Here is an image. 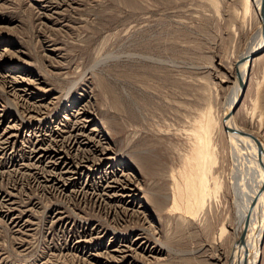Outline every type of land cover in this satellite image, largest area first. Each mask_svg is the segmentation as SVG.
<instances>
[{
  "label": "rangeland",
  "instance_id": "374dc122",
  "mask_svg": "<svg viewBox=\"0 0 264 264\" xmlns=\"http://www.w3.org/2000/svg\"><path fill=\"white\" fill-rule=\"evenodd\" d=\"M248 7L246 0H0V133L13 134L7 146L0 139V264L232 263L241 224L231 186L243 174L217 115L237 89L238 59L263 37ZM246 74L231 131L250 138L264 159V49ZM10 78L29 84L21 94L38 105L36 119L13 96ZM78 108L109 149L110 160L90 174L112 164L130 177L135 199L120 204L128 210L107 212L77 193L73 183L84 175L56 189L34 169L32 144L61 138ZM207 112L217 118L206 168L211 192L185 216L184 173L194 169ZM135 237L155 260L140 250L119 262L104 255ZM257 250L254 264H264V231ZM97 252L99 259L89 255Z\"/></svg>",
  "mask_w": 264,
  "mask_h": 264
},
{
  "label": "bare ground",
  "instance_id": "6f19581e",
  "mask_svg": "<svg viewBox=\"0 0 264 264\" xmlns=\"http://www.w3.org/2000/svg\"><path fill=\"white\" fill-rule=\"evenodd\" d=\"M253 1L246 0V5L247 7L249 6L248 8H251L254 16L260 23V27L263 30V37H261L262 39L259 40L256 45L251 46L245 52V54H243L241 58L238 59L239 62L236 64V75L238 68L243 64L244 67L243 70L240 69L241 74L240 71H238V80L236 79L237 76L235 78L237 89H235V91L233 90L234 96L229 106L222 110L220 115H217L219 117L218 123L220 122L221 127L224 129L227 126V128L229 127L230 129L226 130V132L228 133L227 142H230L231 140V146L236 151V157L233 156V159H231L233 164L239 166V169L240 167H243V165L241 166L240 164L244 163V167L246 169H239V173L243 174L240 175L242 178L238 177L234 172L237 176V179L234 181V183L232 182L233 184L231 186L232 194H230L233 195L235 215H237V220H239L241 224L239 229L240 233L234 234V238H232L234 249L233 261L231 264H250V261H248V256L246 255V249L250 243L253 247L250 257L253 261L251 264H254L258 255L257 247L261 242V235L264 231V192L260 193V191H263L262 189L264 188V159L261 153L259 154V148H257L258 150L252 148V144L248 142L251 140L250 138H248L249 140L247 141L244 140L246 137L242 139L239 138L236 133H232V131L236 129L232 124V118L235 114L236 107L239 104L238 99H242V95L244 93L243 80L245 77H247L246 72L255 56L250 59V61H246V57L249 53L259 50L262 51L264 49V0ZM6 83H8V86L12 88L11 91L14 92L13 96L22 101V104H25L24 113L32 114L31 118L36 119L37 117L33 115L39 114L38 105L29 103L27 100H25L26 98L23 99L21 94L22 91L29 90V84L26 83L23 78H20V80H18V78H10ZM231 111L232 116L228 118ZM73 116L74 122L67 126V128H70L69 130H63L64 134H60L61 138L53 137L52 142L48 145L41 144L40 142L32 144L30 149V157L33 160L34 169H39V171L41 170V172L37 174H39L40 178L43 179V182L46 186L56 189L68 186L75 179V175L79 174L82 177L84 175V181L79 182V184H76L75 181L73 183L75 186H77V193L82 195H91L96 199L97 202L100 203V205L104 206L107 212L110 211L112 213H116L118 212L119 207L123 208V210H128L127 208L125 209V207H122V205H130V202L135 199L134 193L136 189L132 186L134 183L133 180L126 176V174L123 172L119 175L117 171L118 169L112 164H107L105 166L106 169L98 172L96 177H94V173L93 175L90 174L92 171H95L93 169L94 166L97 167L102 161L110 160L107 156L109 149L108 147L103 146L104 144L102 143L101 139L98 138L96 134H94V129L91 130L87 128V125L91 120L89 119L88 112L86 110L83 108H78L75 110V115ZM212 116L209 114V112H207L204 119L202 120L204 124L198 130V142L200 145L196 150L197 156L195 157L196 162L194 169L192 171L191 168H189V171L186 174L184 173L185 180L183 186L185 187L186 198L182 199L180 204L181 207L176 203V197L172 200V205L176 207L179 206V209L183 210L182 212L185 214V216H193L199 209L203 208L205 205V197L211 192V189L207 183L208 175L206 173V168L208 159H210L212 156V153L210 152L211 128L214 126L213 121H217V118L213 120L214 117L212 118ZM8 131L4 130L2 133H0L1 143L5 146L10 143L13 135H9ZM239 134L242 133L239 132ZM1 147L2 150L5 149V147ZM239 150L243 152L242 156ZM70 157L71 161L68 160ZM259 164H261L262 167ZM71 188H73V186ZM237 209L239 211L238 214L241 211L244 212V215L241 217L238 216V214H236ZM256 209L258 210V213L252 217L253 214H255L254 212ZM137 214L138 211H134L133 215ZM223 232V229H221V233ZM139 240L140 237H135L134 241L129 243L127 240H125V242L129 244L128 246L116 245L114 248H112L111 252L107 251L104 253V255L107 256V258H112L119 262L122 260V257L118 259V255L124 254L130 250L136 252L137 250H140L142 253L148 252L149 255L145 257L147 261L150 262V260H155L156 256L154 255L152 249L148 251L147 247L144 245L145 242L140 244ZM102 254L103 253L97 252L90 253L89 255L94 259H99L102 257Z\"/></svg>",
  "mask_w": 264,
  "mask_h": 264
},
{
  "label": "water",
  "instance_id": "95a60500",
  "mask_svg": "<svg viewBox=\"0 0 264 264\" xmlns=\"http://www.w3.org/2000/svg\"><path fill=\"white\" fill-rule=\"evenodd\" d=\"M259 51H261V50H259ZM259 51H256V52H252V53H249L248 55H247V57H246V61H250V59H252L254 56H256L257 55V53H259ZM238 71L239 70H237V80H238ZM240 99V98H239ZM239 99H238V101H239ZM232 116V111L230 112V114H229V117L228 118H230ZM229 129V127L227 128V126H226V130H228ZM230 130V129H229Z\"/></svg>",
  "mask_w": 264,
  "mask_h": 264
}]
</instances>
